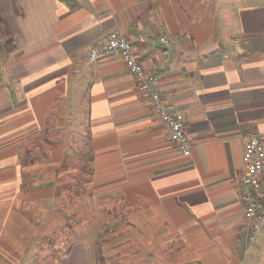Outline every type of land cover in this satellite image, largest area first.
Returning a JSON list of instances; mask_svg holds the SVG:
<instances>
[{
	"label": "crops",
	"instance_id": "0c3cea01",
	"mask_svg": "<svg viewBox=\"0 0 264 264\" xmlns=\"http://www.w3.org/2000/svg\"><path fill=\"white\" fill-rule=\"evenodd\" d=\"M115 29L184 114L190 156L120 56L89 60ZM251 135L264 0H0V264H264L240 199ZM75 165L89 190L62 194Z\"/></svg>",
	"mask_w": 264,
	"mask_h": 264
},
{
	"label": "built area",
	"instance_id": "2783aa9c",
	"mask_svg": "<svg viewBox=\"0 0 264 264\" xmlns=\"http://www.w3.org/2000/svg\"><path fill=\"white\" fill-rule=\"evenodd\" d=\"M160 39L165 44L171 42L165 37ZM108 55H118L123 59L139 91L147 97L152 110L168 130L171 141L184 155L190 156L193 142L185 130L184 114L164 98L159 87V76L144 66L132 41L119 29L109 32L104 41L89 52V60L94 62ZM243 161L245 172L241 178L240 199L245 207L247 242L251 245L264 229V140L255 135L247 137Z\"/></svg>",
	"mask_w": 264,
	"mask_h": 264
},
{
	"label": "rangeland",
	"instance_id": "374dc122",
	"mask_svg": "<svg viewBox=\"0 0 264 264\" xmlns=\"http://www.w3.org/2000/svg\"><path fill=\"white\" fill-rule=\"evenodd\" d=\"M226 2H228V0H223L224 4H226ZM74 168H75L74 169V173L71 176V183L68 184V188L64 187V189L66 188V190H64L62 188V190H64L62 194L65 193V195H68V193H70L71 196H72L73 194H75V195L81 194V192H83L85 190L88 192V190H89V186H87V183L85 185H82V181L78 179V177H77L78 174L81 175V176H83V175L81 174V172H77L76 165H75ZM66 207H68L69 210H74L76 208V204L74 206V202L70 200V201H67V206ZM71 224H72V222H71ZM106 254H107V257H109V253H106ZM108 259L110 260V258H108ZM263 260H264V255H263ZM106 261L107 262H105V260H104L103 263L110 264L108 260H106Z\"/></svg>",
	"mask_w": 264,
	"mask_h": 264
},
{
	"label": "trees",
	"instance_id": "16d2710c",
	"mask_svg": "<svg viewBox=\"0 0 264 264\" xmlns=\"http://www.w3.org/2000/svg\"><path fill=\"white\" fill-rule=\"evenodd\" d=\"M122 249V248H121ZM121 249H119V250H121ZM118 253H122V251H119ZM103 256V255H102ZM100 259H104V258H100ZM104 261V260H103Z\"/></svg>",
	"mask_w": 264,
	"mask_h": 264
}]
</instances>
